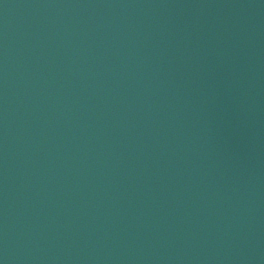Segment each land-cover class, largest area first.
Listing matches in <instances>:
<instances>
[{"label": "water", "instance_id": "obj_1", "mask_svg": "<svg viewBox=\"0 0 264 264\" xmlns=\"http://www.w3.org/2000/svg\"><path fill=\"white\" fill-rule=\"evenodd\" d=\"M2 264H264V0H0Z\"/></svg>", "mask_w": 264, "mask_h": 264}, {"label": "snow or ice", "instance_id": "obj_2", "mask_svg": "<svg viewBox=\"0 0 264 264\" xmlns=\"http://www.w3.org/2000/svg\"><path fill=\"white\" fill-rule=\"evenodd\" d=\"M0 264H2V261H0Z\"/></svg>", "mask_w": 264, "mask_h": 264}]
</instances>
